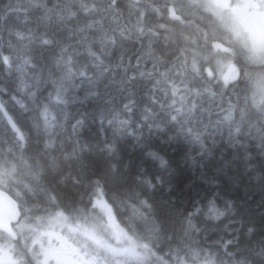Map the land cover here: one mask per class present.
Instances as JSON below:
<instances>
[{
  "label": "clouds",
  "instance_id": "obj_1",
  "mask_svg": "<svg viewBox=\"0 0 264 264\" xmlns=\"http://www.w3.org/2000/svg\"><path fill=\"white\" fill-rule=\"evenodd\" d=\"M0 264H264V0H0Z\"/></svg>",
  "mask_w": 264,
  "mask_h": 264
}]
</instances>
